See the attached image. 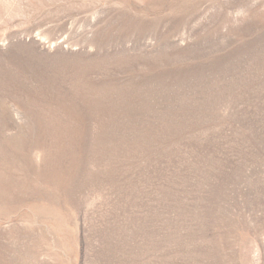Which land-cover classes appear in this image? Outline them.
Here are the masks:
<instances>
[{
    "label": "rangeland",
    "instance_id": "1",
    "mask_svg": "<svg viewBox=\"0 0 264 264\" xmlns=\"http://www.w3.org/2000/svg\"><path fill=\"white\" fill-rule=\"evenodd\" d=\"M0 264H264V0H0Z\"/></svg>",
    "mask_w": 264,
    "mask_h": 264
}]
</instances>
